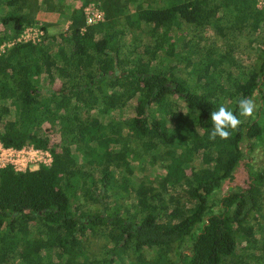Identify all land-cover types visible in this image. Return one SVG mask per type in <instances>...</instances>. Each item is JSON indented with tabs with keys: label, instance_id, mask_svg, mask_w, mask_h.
Returning a JSON list of instances; mask_svg holds the SVG:
<instances>
[{
	"label": "trees",
	"instance_id": "obj_1",
	"mask_svg": "<svg viewBox=\"0 0 264 264\" xmlns=\"http://www.w3.org/2000/svg\"><path fill=\"white\" fill-rule=\"evenodd\" d=\"M36 1H3L14 10L0 17V46L10 43L0 53V143L32 144L51 162L0 167V264H264V170L247 166L245 184L234 183L241 142L264 143V34L249 65L222 58L231 32L264 31V8L141 0L129 13L138 0H109L112 15L88 24L91 0H80L64 31L19 41L41 24ZM211 14L220 42L188 39L186 26ZM245 97L259 99L248 118ZM221 105L242 123L210 140ZM133 161L158 171L137 181ZM91 236L105 240L99 260L85 252Z\"/></svg>",
	"mask_w": 264,
	"mask_h": 264
},
{
	"label": "rangeland",
	"instance_id": "obj_2",
	"mask_svg": "<svg viewBox=\"0 0 264 264\" xmlns=\"http://www.w3.org/2000/svg\"><path fill=\"white\" fill-rule=\"evenodd\" d=\"M3 1L4 0H0V17L8 15L12 12V10H14V5L6 6ZM140 1L141 0L134 1L132 3H126L129 13H132V11H134V9H136L137 7L140 8ZM222 1L223 3H227L226 0ZM80 4V0L71 3L65 2L64 4L59 0H37L35 3L37 21L38 23L46 25V30L44 31L41 28V24L31 25L27 26L31 30L25 32L24 29L22 31V35H24L25 38L32 36L34 37L36 32L35 39H40L44 37V35L59 34L61 31H64L67 28V19L69 13L74 7H78ZM82 14L85 19L87 18V16L88 18L89 16L92 17V23H94L95 21H103L107 16L112 15L110 2L109 0H91L89 4L83 7ZM214 15L211 14L209 16V19L199 20L198 25H196V27L194 28L191 25L186 26L185 32L188 39H190L191 41L199 40L201 41V44L210 43V40H217L218 42H220V39L223 35V33L221 32L222 27L216 29L211 26L210 21L208 22V20L210 19L211 21H213ZM234 25L235 28L239 30V21L235 20ZM129 27L131 28V30H137L138 24L136 22H133V24ZM40 31H42L43 34L39 33ZM231 34H233V38L229 39L230 44L225 47L227 54L223 55L222 58H224V60L226 61V59H231L232 57H234V59L239 64H242L244 66L249 65L253 60L255 53L257 52L264 31H262V29L259 32L252 31L251 29H248L246 27L242 28L241 31H235L233 33L231 32ZM1 52L2 51L0 50V53ZM181 74L183 77H186L187 71H185V69H182ZM258 101L256 98V105ZM118 115L122 118L126 117L125 112L119 113ZM54 134L55 135H53V137L55 139H60L59 134ZM241 148L244 151V160L238 165L236 169L234 178L235 184H245L247 179V166H252L254 168L264 170V143H258L254 146L253 149L250 150V145L245 139L241 142ZM78 159L81 163L84 162L87 164V162L84 160V156H81L80 152H78ZM28 166L29 168L36 169L39 165H36V163L32 162ZM90 166L91 165L87 164L88 168ZM132 167L134 169L133 174L137 177L136 180L138 181L139 178H143L147 181V183L153 178L152 172L155 174V172L158 171L157 168H153L149 165H144L143 163L140 164L138 161H133ZM119 173L120 171H118L116 174L119 176ZM157 183L159 184V181ZM234 183L228 181L225 182L220 190V194L225 193L228 190L229 186H233ZM259 219L262 220L263 217H260ZM83 244L86 254L91 258H96L99 260L103 257L105 240L102 237L91 236L88 240H84Z\"/></svg>",
	"mask_w": 264,
	"mask_h": 264
},
{
	"label": "built area",
	"instance_id": "obj_3",
	"mask_svg": "<svg viewBox=\"0 0 264 264\" xmlns=\"http://www.w3.org/2000/svg\"><path fill=\"white\" fill-rule=\"evenodd\" d=\"M256 3H257V7L264 8V0H256ZM86 21L88 24H92L93 19L92 17L89 16L88 18L87 16ZM29 30L31 29L28 27L25 28V32H28ZM39 33L43 34L42 31H40ZM35 35L34 37L32 36L25 38L24 35L21 34L18 40L19 41L39 40V38L35 39ZM9 44L10 43L2 44L0 46V50L4 52L5 47L8 46ZM32 162L36 163V165L49 164L51 162V155L49 154V152L38 149L34 147L32 144L24 145L21 148H13V147H5L0 143V167L5 166L7 164H11L16 170L35 169V168H29L28 166Z\"/></svg>",
	"mask_w": 264,
	"mask_h": 264
},
{
	"label": "clouds",
	"instance_id": "obj_4",
	"mask_svg": "<svg viewBox=\"0 0 264 264\" xmlns=\"http://www.w3.org/2000/svg\"><path fill=\"white\" fill-rule=\"evenodd\" d=\"M239 117H252L257 110L256 102L251 97L241 98L238 101ZM233 111L221 105L210 113L212 128L209 132V139L227 140L237 130L242 120Z\"/></svg>",
	"mask_w": 264,
	"mask_h": 264
}]
</instances>
